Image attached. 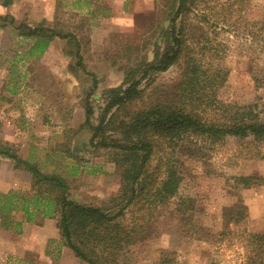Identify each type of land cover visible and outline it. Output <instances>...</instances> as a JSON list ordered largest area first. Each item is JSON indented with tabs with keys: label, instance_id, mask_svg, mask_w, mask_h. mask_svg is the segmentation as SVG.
Returning <instances> with one entry per match:
<instances>
[{
	"label": "rangeland",
	"instance_id": "obj_1",
	"mask_svg": "<svg viewBox=\"0 0 264 264\" xmlns=\"http://www.w3.org/2000/svg\"><path fill=\"white\" fill-rule=\"evenodd\" d=\"M26 1L33 11L46 9L45 0ZM217 1L224 4L218 8L225 14L226 26L217 38L229 46L222 60L229 74L224 84L214 87L216 101L225 104L224 112L263 103L264 47L251 40L249 31L250 23L264 18V0ZM47 2L44 25L77 37L83 67L77 65L72 39L55 37L43 53L38 49L28 53L35 37L20 36L10 24L0 27V115L7 124L2 132L14 138L21 155L37 162L42 171L62 174L70 197L106 206L120 193L123 166L117 163L119 152L92 147L87 127L78 129L85 119L84 101L88 96L95 124L105 101L103 91L122 83L123 68L135 64L143 53L150 58L154 47L163 44V0ZM86 72L96 74L98 80L91 93L92 79ZM178 82L179 70L173 66L157 74L148 89H156L155 97L164 100L177 92ZM187 150L171 154L175 158L170 163L182 176L179 193L193 200L192 218L183 220L176 213V198L143 205L141 211L128 210L122 223L139 230L136 241L121 250L115 264H153L165 250L176 264H256L257 245L249 243L245 234L264 226V184L234 189L230 177L264 176V145L247 139L222 138L215 143L199 139ZM167 156L161 154L164 160ZM9 171L1 183L6 187L18 183L26 187L19 190L24 193L31 189L27 171L15 170L14 177ZM234 205L246 207L237 222L225 216V209Z\"/></svg>",
	"mask_w": 264,
	"mask_h": 264
},
{
	"label": "trees",
	"instance_id": "obj_2",
	"mask_svg": "<svg viewBox=\"0 0 264 264\" xmlns=\"http://www.w3.org/2000/svg\"><path fill=\"white\" fill-rule=\"evenodd\" d=\"M11 2L2 0L0 5L8 6ZM222 5L217 0H163V44L154 47L150 58L143 53L135 64L123 68L122 83L103 91L105 101L95 124L94 109L86 97L85 119L78 129L87 127L92 147L119 152L117 163L123 166L120 193L106 206L81 203L70 197L69 183L62 174L42 171L37 162L21 155L18 144L0 140V162L1 158L11 160L13 167L27 171L32 181L31 189L25 193L14 189L0 191L2 229L20 233L23 222L37 217L54 219L62 244L75 257L87 264H115L121 250L136 241L134 234L139 230L122 223L128 210L141 211L143 205L176 198V213L190 221L193 200L179 193L182 176L173 169L170 162L175 157L171 154L187 152L189 143L199 139L209 143L222 138L247 139L264 145V102L238 105L224 112L225 104L215 98L214 87L224 84L229 74L222 64L229 46L217 38L220 28L226 26L222 19L225 14L218 8ZM44 23L42 19L33 25L9 13L0 14L1 28L10 24L20 36L35 37L28 53L33 49L43 53L55 37L72 39L79 56L77 65L83 67L77 37ZM250 24L251 40L263 48L264 18ZM125 48L130 51L131 46ZM126 62H131L130 55ZM173 66L179 70L177 92L160 100L155 97L157 90L149 91L148 86L157 74ZM86 73L91 75V93L98 80L96 74ZM160 151L167 153L168 158L162 159ZM230 180L234 189L264 184L263 175H233ZM245 210L244 205H234L225 209V216L237 222L246 214ZM245 235L249 243L257 245L256 264H264V226ZM153 264L176 262L165 250Z\"/></svg>",
	"mask_w": 264,
	"mask_h": 264
},
{
	"label": "crops",
	"instance_id": "obj_3",
	"mask_svg": "<svg viewBox=\"0 0 264 264\" xmlns=\"http://www.w3.org/2000/svg\"><path fill=\"white\" fill-rule=\"evenodd\" d=\"M46 9L33 11L26 0H12L8 6L0 5V14L9 13L17 19H27L29 22H39L49 14V0ZM25 2V3H23ZM19 42V41H18ZM19 44H21L19 42ZM1 72H3L0 69ZM0 115V140L16 142L14 138L5 136L2 131L7 124L2 123ZM10 169V171H9ZM15 170L11 160L1 158L0 181L4 172L14 177ZM27 176V175H26ZM21 188V189H18ZM26 187L11 182L8 187L0 182V191L10 189L22 190ZM0 264H87L75 257L74 253L62 244L61 237L55 226V220L37 217L34 221L23 222L20 233L0 227Z\"/></svg>",
	"mask_w": 264,
	"mask_h": 264
}]
</instances>
